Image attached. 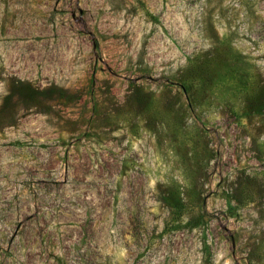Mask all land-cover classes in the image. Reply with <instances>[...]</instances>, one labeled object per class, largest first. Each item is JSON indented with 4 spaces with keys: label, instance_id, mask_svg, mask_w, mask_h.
Returning <instances> with one entry per match:
<instances>
[{
    "label": "rangeland",
    "instance_id": "obj_1",
    "mask_svg": "<svg viewBox=\"0 0 264 264\" xmlns=\"http://www.w3.org/2000/svg\"><path fill=\"white\" fill-rule=\"evenodd\" d=\"M0 264H264V0H0Z\"/></svg>",
    "mask_w": 264,
    "mask_h": 264
},
{
    "label": "trees",
    "instance_id": "obj_2",
    "mask_svg": "<svg viewBox=\"0 0 264 264\" xmlns=\"http://www.w3.org/2000/svg\"><path fill=\"white\" fill-rule=\"evenodd\" d=\"M184 91H185V93H188V91H187L186 87H184Z\"/></svg>",
    "mask_w": 264,
    "mask_h": 264
}]
</instances>
